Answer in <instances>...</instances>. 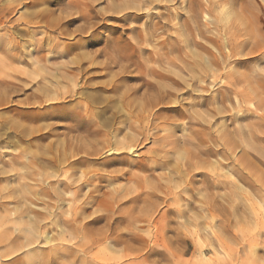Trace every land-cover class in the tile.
<instances>
[{"label":"rangeland","instance_id":"obj_1","mask_svg":"<svg viewBox=\"0 0 264 264\" xmlns=\"http://www.w3.org/2000/svg\"><path fill=\"white\" fill-rule=\"evenodd\" d=\"M261 222L264 0H0V264H264Z\"/></svg>","mask_w":264,"mask_h":264},{"label":"bare ground","instance_id":"obj_2","mask_svg":"<svg viewBox=\"0 0 264 264\" xmlns=\"http://www.w3.org/2000/svg\"><path fill=\"white\" fill-rule=\"evenodd\" d=\"M50 14H51V12H47V11H42V12H40V13H38V15H40V16H43V17H45V20H49L48 19V17L50 16ZM20 19H22V20H24V18L22 17V18H20ZM56 21V22H55ZM54 22V24H52V25H57V24H59L60 23V20L59 19H57V20H55ZM13 42L14 40H11L10 39V41L9 42ZM203 61V60H202ZM197 71H198V69H197ZM205 71V70H204ZM196 75V74H195ZM244 78V77H243ZM157 87V86H156ZM159 90V89H158ZM192 90V89H191ZM259 99V98H258ZM208 111V110H207ZM194 115V114H193ZM222 133V135L224 136V135H226V134H224V132H221ZM225 137V136H224ZM166 139V138H165ZM222 139H223V137H222ZM225 139V138H224ZM248 140H250L249 138H248ZM164 142H165V140H163ZM168 141V140H167ZM166 141V142H167ZM190 141V140H189ZM188 141V142H189ZM161 142V141H160ZM207 142V141H206ZM226 142V141H225ZM162 143V142H161ZM170 143V142H169ZM189 144H190V142H189ZM228 145V144H227ZM249 145H251V143L249 144ZM191 146V145H190ZM222 148H224V144H222ZM121 148H123V147H121ZM118 149V148H117ZM117 149H113V151H112V153L114 152L115 153V151H117ZM115 150V151H114ZM5 173V172H4ZM254 182V181H253ZM219 187H222V183L221 182H219ZM220 199H222L223 200V195L220 197ZM208 201L206 200V203H207ZM208 204H210V203H208ZM208 204H206V207H208V209L211 207H213L212 205L209 207V205ZM205 207V208H206ZM222 204H221V202H220V204H219V210L221 211L222 210ZM210 210V209H209ZM262 223V228H264V223L263 222H261ZM196 225L198 226V223H196ZM2 237V236H1ZM2 239V238H1ZM0 242H1V240H0ZM27 262H28V264H35L34 262H35V256L33 255H29V257H28V259H27ZM248 264H249V261H248Z\"/></svg>","mask_w":264,"mask_h":264}]
</instances>
